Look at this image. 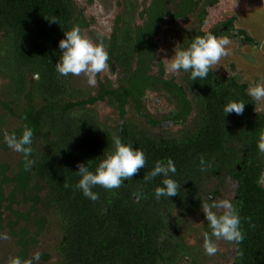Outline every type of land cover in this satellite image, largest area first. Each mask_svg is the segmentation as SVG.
Here are the masks:
<instances>
[{
  "label": "trees",
  "instance_id": "obj_1",
  "mask_svg": "<svg viewBox=\"0 0 264 264\" xmlns=\"http://www.w3.org/2000/svg\"><path fill=\"white\" fill-rule=\"evenodd\" d=\"M200 1L151 0L138 14L145 20L138 27L133 23L136 5L126 0V9L122 18L115 20L114 34L106 46L108 63L124 76L118 79L117 87L106 80L105 87L93 96L73 87V75L62 76L55 67L62 55L59 41L65 32L73 26L82 30L91 22L73 0H0V78L7 79L0 87V108L4 110L0 114V150L10 149L5 132L19 137L25 125L34 132L29 156L34 164L28 171L19 152L12 164L0 160V232L4 229L3 214L8 212L6 227L20 247L16 256H32L29 249L49 227L47 216L53 214L61 231L56 248L59 257L53 264H173L183 251L191 250L181 236L190 224L181 218L167 220L165 210L181 207L197 214L202 202H213L210 196L220 197L219 185L206 190L209 178L223 184L228 176L236 182L232 203L241 217L244 235L241 242L232 243V264H264V153L257 147L264 135V112H259L257 103L246 94L249 84L235 73L217 74L214 70L207 79L192 81L190 72L181 70V88L173 80L146 74L155 64L154 38L159 26L168 21L166 17L172 21L186 18L198 9ZM216 1L204 0L200 5L196 14L199 23L185 38L183 49L196 36L206 34L241 36L247 44L256 43L245 30L234 27L236 16L202 30L205 6ZM233 30L237 32L232 34ZM91 35L106 45L102 35ZM159 66L162 70L161 62ZM34 74L39 76L37 80L30 78ZM155 83H161L159 87L177 102L165 119L185 120L191 109L185 88L194 99L198 116L194 125L178 136L150 134L125 118L126 106L131 105L152 127L158 125L156 117L142 111L139 99L145 89L158 87ZM105 98L120 120L111 127L101 124L97 115L85 108ZM230 101H244L243 114H225L223 109ZM7 116L17 117L18 125L7 128ZM117 136L122 143L142 150L146 165L118 189L94 187L99 199L92 201L75 188L80 179L77 165L83 163L94 172L99 162L114 152L113 137ZM201 157L206 171H201ZM168 159L176 167L169 178L180 188L176 196L157 199L155 188L163 186L164 177L147 182L143 177L157 162L166 165ZM65 182L72 187L66 189ZM19 203L27 204V209H16ZM203 229L210 233L208 223ZM48 259V254H41L40 264Z\"/></svg>",
  "mask_w": 264,
  "mask_h": 264
},
{
  "label": "rangeland",
  "instance_id": "obj_2",
  "mask_svg": "<svg viewBox=\"0 0 264 264\" xmlns=\"http://www.w3.org/2000/svg\"><path fill=\"white\" fill-rule=\"evenodd\" d=\"M126 0H73L77 10L81 9L82 14L89 19L93 18V24L89 29L84 30L85 35L88 36V31H95L105 36L109 35L112 30L113 19L116 14L121 11V2ZM137 10L144 6L148 0H133ZM148 3V2H147ZM126 9V8H125ZM205 20L201 26L202 30H208L211 26L223 21L230 16H236L234 20V27L236 29L245 30L250 36L256 39L254 45H245L238 38H230V44L227 45L229 55L222 57L219 65L214 71L217 74H236L249 86L256 84H264V0H217L211 5L205 6ZM133 21L139 23L136 9L133 12ZM199 19L197 15L192 14L186 18H181L175 23L165 24L158 37V57H160L164 64L166 59L172 58L175 48L178 49L179 44L185 39L188 34L197 26ZM89 37V36H88ZM90 38V37H89ZM91 39V38H90ZM233 68V70H232ZM178 74L181 75L179 72ZM110 76L115 80V75L110 74L109 68L101 73V78ZM5 84V80H0V87ZM71 84L75 88L84 89L88 92H93L95 86L89 85L87 77L84 75L73 76ZM151 97V96H150ZM153 100L155 96H152ZM151 102V101H150ZM94 113L97 114L99 122L107 126H114L118 123V115L115 110L108 107L105 102L96 103L90 107ZM257 110L264 112V101L257 103ZM4 110L0 108V114ZM154 113V112H153ZM126 117L134 123L138 124L147 132L156 136L175 135L178 128L165 129H148L138 118L131 107H128ZM7 128H12L18 125V119L15 116H7ZM18 158V152L11 148L7 152L0 150V160L14 163ZM217 185L216 179L209 178L206 185V190L212 189ZM236 183L229 178H225L223 184L219 186L222 193L220 199H233V191ZM7 192V188H4ZM218 199V200H220ZM215 200V201H218ZM16 209L25 210L27 204L19 203V206H14ZM199 211V212H198ZM196 211L197 214L186 212L181 207H173L170 210H165L167 220L181 218L185 223L190 224L187 230L181 232V236L185 243L192 247V253L189 258H183L181 264H232L233 254L231 252V243L227 241H219L218 246L220 251L215 255H208L205 253L203 246L204 226L207 224L202 208ZM9 213L3 214L4 229L0 232V264H8L10 257L16 256L20 247L17 245V237H13L6 227V221L9 218ZM49 227L42 231L37 237V243L29 249V255L39 251L41 254H48L49 259L45 264H53L57 261L59 255L57 246L61 238V231L58 226L55 215L47 216ZM17 230V229H16ZM5 235L7 238H5ZM40 260L37 264H40Z\"/></svg>",
  "mask_w": 264,
  "mask_h": 264
},
{
  "label": "clouds",
  "instance_id": "obj_3",
  "mask_svg": "<svg viewBox=\"0 0 264 264\" xmlns=\"http://www.w3.org/2000/svg\"><path fill=\"white\" fill-rule=\"evenodd\" d=\"M49 19V18H48ZM50 22H58L55 18L49 19ZM230 40L227 37H216L212 34L196 36L186 49H176L170 59L165 60V72L168 74H178L181 70L190 72V79L205 80L210 71L216 69L222 57L229 55L227 45ZM59 48L62 50L56 71L62 76H81L87 77L89 85L95 86L96 76L103 73L108 68L110 59L109 53L102 43H94L87 35L82 34L79 26H73L71 30L65 32V38L59 41ZM246 94L253 102L264 101V84L249 86ZM245 108L244 101H230L226 104L223 111L225 114H243ZM34 132L33 129L24 126L22 135L17 137L14 133L5 132L4 140L9 148L23 154L25 171H28L34 164L29 159L32 152L31 143ZM114 152L108 154L101 160L95 171L83 163L77 165V175L80 176L75 188L82 191L84 196L92 201L99 199L98 193L93 191L94 187H102L107 190L118 189L123 181H128L136 175L140 169L146 165L145 153L131 145L122 143L120 137H113ZM257 147L264 153V135L260 136ZM201 171L207 170V165L203 157L200 158ZM176 167L171 159L167 160L166 165L157 162L155 167L144 175V180L151 181L157 176H163V186L155 188V196L172 197L178 195L180 184L174 179L169 178V173H175ZM67 189L72 185L65 182ZM202 210L210 228L209 232L203 233V246L205 253L215 255L220 251L218 242L223 240L230 243H239L244 239L241 231V217L229 199H220L211 204L202 202ZM5 238L6 235H5ZM41 258L39 251L34 252L31 257L22 259L19 256L10 257L8 264H37Z\"/></svg>",
  "mask_w": 264,
  "mask_h": 264
},
{
  "label": "flooded vegetation",
  "instance_id": "obj_4",
  "mask_svg": "<svg viewBox=\"0 0 264 264\" xmlns=\"http://www.w3.org/2000/svg\"><path fill=\"white\" fill-rule=\"evenodd\" d=\"M150 1L151 0H148L147 1L148 3L145 2L144 6L140 7V10L139 9L137 10V7H136V13H137V16H138V19H139V23L133 21L134 25H136L138 27H142L144 25L145 20L142 17L140 18V16L138 14L140 13V11H142V9H144L145 7H147V5L149 4ZM125 2L126 1L121 2V5H120L121 11H120V13L116 14V16L114 17L113 24H112V27H111L112 30H111V32H110L109 35L105 36V35H103L101 33L95 32V31H88V36L91 38V40L94 43H99V42L91 35V33L100 34V35H102L106 39V41H107L106 42V45H103L106 48V50H107V47L109 45L108 44V40H110L111 39V36L114 34L115 20L119 16L122 18V12L125 11ZM203 2H204V0H201L200 1L199 7H200V5H202ZM199 7L192 14H195L196 15L197 12L199 11ZM80 11H81V14H82V10L81 9H80ZM192 14H190V15H192ZM82 16L86 20H88V21L91 20V22L87 26H85V27L82 28L81 32L83 34L84 33V30L89 29L90 26L93 24L92 23L93 22V18L90 17L89 19H87L83 14H82ZM146 16L147 15L144 14V17H146ZM181 18H183V17H181ZM181 18H179V19H181ZM166 19L168 21H166V23H163V24H161L159 26V32H160L161 28L165 24H167V23L172 24V23H175L176 21L179 20V19H177V20L172 21L171 18H169V17H166ZM198 23H199V21H198ZM119 25L121 26V23ZM234 31L235 30L230 31V32L233 33ZM159 32H158L157 36L154 38L155 44H156V51H155V57H154L155 64L152 65V67L150 68V70L147 71L146 74L155 75L156 77H160L164 81L165 80H173L174 83L180 85V87L183 88V85H181V84H184L183 83V72L180 71L181 75L180 74H168V73H166L165 72V67H164V62H163V60L160 57H158V47H159V45H158V40H159L158 37L159 36L158 35H159ZM235 32H237V30ZM235 38H238V36L235 37ZM240 40H242V39H240ZM184 42H185V39H183L181 41V43L178 46V49H183ZM242 43H244L245 45H249V44H247L246 40H242ZM159 62L162 63V70L160 69ZM136 67H137V62L134 61L133 62V65H132L133 70H135ZM108 68H109L110 74H112V76L115 75V80L113 81L109 75L106 76L104 79L100 77L101 74L97 75L96 76L97 83L95 85L94 91L93 92H89V94H91L93 96H96L97 93L101 90L102 85H103V87H105L106 80H109L111 82V84H112L113 87H117L118 86V79L120 77H123L124 75L123 74H120V69L117 66H114L112 68L111 65L108 63ZM228 75H231V74H228ZM30 78H33V79L37 80L39 78V76L34 74V75H30ZM0 80H2V78H0ZM6 81H7V79H5V82ZM155 85H157L159 87L161 85V83H155ZM158 87H156L155 89H148V88L145 89L144 92H143V94L140 95V98H139L140 101H141V104L143 106L142 111H144V113H146V114H149L150 116L156 117V120L158 121V125L157 126L152 127L150 125V123H149V119H147L144 115H140L136 111V109L133 106H131V105H127L126 106V114H127L128 107H131L133 109V111L136 113V115L138 116V118H140V119L143 120L142 122L147 126L148 129H150V128L151 129H160V128L165 129V128H173L174 127V128H178L176 130V133L177 134L172 135V136H178L183 130L189 129L190 127H192V125H194V121L196 120V118L198 116L197 110L195 108V103L193 102L194 99L191 97L190 91L187 90V88H185L186 89V98L190 101L189 103L191 104V109H190L189 113H187L185 120H172L170 118L165 119L164 118L165 114L170 113L171 111H173V109L175 108V106H177V102H176L175 98L173 96H171L168 92H166L163 87H159V88ZM78 89H80V88H78ZM81 90H84V89H81ZM152 96H155V99L154 100H153V97ZM101 102H105V104L108 107H110L111 109L115 110L106 101V98L105 99H102V100L98 99L93 104H87L85 106V108H87L89 111H92L93 112V110L90 107L91 106H94L96 103H101ZM115 112L117 113L116 110H115ZM126 114H125V118H127L126 117ZM117 115H118V113H117ZM127 119H129V118H127ZM98 121H99V119H98ZM175 121H177L179 123H175ZM118 123H120L119 116H118ZM103 125H105V124H103ZM261 177H262L261 182L264 185V172H263V175ZM225 178H229L230 180H232L228 176H226ZM232 181H234V180H232ZM216 182H217V185H219V186L221 185V183H219L218 181H216ZM222 193L220 191V197L219 196L218 197L210 196V197H212L211 200H213V202H214L215 200H218V199L222 198V196H223ZM42 195H44V192H42ZM233 198H234V191H233ZM229 200H231V202H232V199H229ZM188 247H190V246H188ZM190 249L191 250L189 252L183 251L182 254H181V256L179 257V259H177L173 264H181L183 258L184 259L185 258L188 259L189 256H191L192 247H190ZM233 251H234V246L231 243V252H232V254H233Z\"/></svg>",
  "mask_w": 264,
  "mask_h": 264
},
{
  "label": "water",
  "instance_id": "obj_5",
  "mask_svg": "<svg viewBox=\"0 0 264 264\" xmlns=\"http://www.w3.org/2000/svg\"><path fill=\"white\" fill-rule=\"evenodd\" d=\"M236 32L234 31L232 34H235ZM124 182H126L125 180H124Z\"/></svg>",
  "mask_w": 264,
  "mask_h": 264
}]
</instances>
